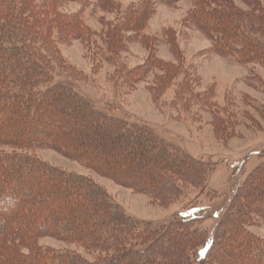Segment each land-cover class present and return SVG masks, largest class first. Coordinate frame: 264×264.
Listing matches in <instances>:
<instances>
[{
	"label": "trees",
	"instance_id": "obj_1",
	"mask_svg": "<svg viewBox=\"0 0 264 264\" xmlns=\"http://www.w3.org/2000/svg\"><path fill=\"white\" fill-rule=\"evenodd\" d=\"M75 1L87 5L0 0V264H264V238L250 229L264 224V161L238 187L211 233L200 227L204 218L189 211L162 223L135 218L91 176L37 154L43 148L59 151L159 203L175 200L187 184L203 187L208 163L167 144L144 123L100 111L91 99L55 81L57 70L84 77L78 69L65 71L73 67L59 47L79 40L93 72L111 64V82H120L126 93L152 74L149 90L156 101L173 87L172 105L206 110L215 129L221 135L227 129L228 136L237 125L236 111L214 101L212 88L196 90L201 77L180 44L184 34L197 30L210 41L208 52L264 67V0H243L244 6L237 0H191L182 30L170 26L161 34L147 32L157 6L181 0H138L125 7L121 0H98L97 7L112 16L100 20V31L84 21L83 9L64 10ZM163 40L172 60L157 55ZM134 43L146 55L131 67L122 55ZM250 70L247 82L264 85ZM253 108L264 113L263 105ZM44 236L82 247L91 259L78 249L40 245Z\"/></svg>",
	"mask_w": 264,
	"mask_h": 264
},
{
	"label": "rangeland",
	"instance_id": "obj_2",
	"mask_svg": "<svg viewBox=\"0 0 264 264\" xmlns=\"http://www.w3.org/2000/svg\"><path fill=\"white\" fill-rule=\"evenodd\" d=\"M85 1L87 5L84 7L75 1L69 3V6H63L64 10L81 12L83 9L84 21L90 28L100 31V20L104 16L110 19L112 16L97 7L98 0ZM137 1L121 0L123 7ZM190 2L191 0H181L171 7L159 4L147 32L161 34L170 26L182 30L180 21L191 7ZM237 3L244 6L243 0H237ZM181 42L180 46L187 62L197 67L196 71L201 77L196 90L212 88L214 101L236 111L237 125L230 135L226 136L227 129H223V135L215 129L212 115L206 110H200L194 105H188L186 108L172 105L173 87L165 91L160 101H156L149 90L152 74L130 93L122 91L124 86L120 82L110 80L114 77V66L106 62L93 72V61L79 40L72 41L70 45H60L59 48L64 62L73 67L65 71L81 70L86 79L57 70L56 74L59 76L55 81L70 85L91 99L100 111L106 110L111 115L144 123L167 144L208 163L203 187L187 184L182 187V193L174 198L175 200L159 203L145 192L90 171L80 162L59 151L43 148L37 150V154L62 169L91 176L106 189L115 202L135 218L162 223L169 220L174 213L189 211L193 216L203 217L200 227L212 233L238 187L256 166L264 161V113L259 114L253 108L258 104L264 106V85H250L247 82V77L251 75L250 69H254L264 84V67L259 64H235L225 57L208 52L210 41L197 30L188 31L183 35ZM145 55V48L139 43H134L129 52L123 53L122 61L132 67L141 63ZM157 55L167 60L173 59L164 40L157 47ZM116 91L120 92L115 94ZM247 98L254 101L252 107L245 103ZM244 112H247L249 117L244 115ZM53 129L55 132L54 127L48 133L53 132ZM3 148L12 150L9 146ZM250 229L264 238L262 222L250 225ZM39 243L55 250L78 249L85 257L91 259V255L84 253L82 247L66 244L51 236L41 237ZM227 259L229 262V258Z\"/></svg>",
	"mask_w": 264,
	"mask_h": 264
}]
</instances>
